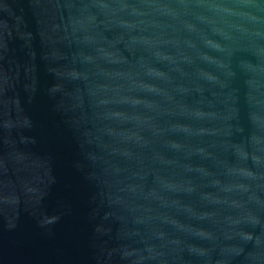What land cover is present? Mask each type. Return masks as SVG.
<instances>
[{
    "label": "water",
    "instance_id": "obj_1",
    "mask_svg": "<svg viewBox=\"0 0 264 264\" xmlns=\"http://www.w3.org/2000/svg\"><path fill=\"white\" fill-rule=\"evenodd\" d=\"M0 264H264V0H0Z\"/></svg>",
    "mask_w": 264,
    "mask_h": 264
}]
</instances>
